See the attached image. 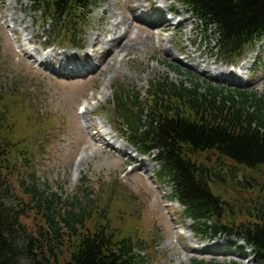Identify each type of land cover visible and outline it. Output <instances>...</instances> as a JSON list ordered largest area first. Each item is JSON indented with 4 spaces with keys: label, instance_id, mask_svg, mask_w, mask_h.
Segmentation results:
<instances>
[{
    "label": "rangeland",
    "instance_id": "rangeland-1",
    "mask_svg": "<svg viewBox=\"0 0 264 264\" xmlns=\"http://www.w3.org/2000/svg\"><path fill=\"white\" fill-rule=\"evenodd\" d=\"M113 1L118 12L122 13L126 0ZM2 2L4 7L0 9V90L2 93H6L3 105L8 102L17 111L12 112L11 114H13V116L6 121L10 126L8 130L11 131L12 135V161L15 162L17 160L16 155L20 150L23 153H27L29 146H31L33 151L30 157L36 160L35 182L50 192L58 193L64 200L78 193V184H80L81 177H84V179L88 181L89 185L87 186H91L94 191H96L94 193L99 198V209L107 207L106 218L109 219V224L114 233L123 235L134 226L139 225V223L143 226L144 235H141L143 230L140 229V231L138 230L139 234L136 236H139L138 238L143 237L145 245H150L149 247L151 248V252L148 254L149 258L145 261V264H190L193 258L212 260L218 263H227V261L232 260L242 261L244 263L251 262L249 251H239L238 247L240 244L237 243L236 239L224 235L208 238L211 240L222 238V241L225 242L219 248L220 252H214L208 249L207 251L213 252V254H209L205 252L207 246L210 245L209 242L206 241L208 239L203 241V245H196L198 243L191 242V239L188 238V235L194 236L188 231L182 238L185 240V246L188 245L190 248L189 251H187L186 248L183 249L182 244L176 240L180 235L177 233L176 235H171L170 229L165 230L168 229L165 228L166 224L167 227H169L168 216L170 215L173 218L174 215V217H177V213H179L177 206L170 205L172 208L169 209V212H173L174 214L168 213V218L165 217L168 210H163L162 202L160 201L161 193H156L153 186L151 188V185H147L144 180H140L139 175L135 174L136 172L127 174L128 164L124 167L120 166L116 157L113 156L114 154L110 155L99 149V142H95V145H93L92 141L94 142V139L97 138L91 131H87L90 135L88 137L92 140L88 139V145L83 141L84 138H82L83 140L80 139L76 141L72 136L82 133V129L78 126L79 123L77 124L78 117L76 115H81L83 111H89L92 122L96 124L97 119L93 117L92 113L93 111L97 112L98 107L95 102L91 101L92 96L97 102H99L101 98L105 101L103 103L101 102L100 107L107 112L104 117L108 120L107 108L112 97L113 85L115 89H129L136 93L143 91L148 81L163 77H167L172 82L177 83L175 81L176 79H173V77L177 76L167 67L162 66L165 63H172L171 59L165 58L160 53L161 49L168 47L172 51L173 59H175L177 57L175 52L176 49L172 45H169L170 43L159 44L154 38L151 42V46L147 48V54H142L145 53V51L143 52L142 50L141 53L136 52L137 54L129 53L123 62L116 66L115 63H117L122 56L118 54L119 56L117 55L113 58L108 57L104 65H102L101 70L96 74L82 78L80 82L65 83L66 81L63 79H57V77L50 76L49 74L47 76L51 78L46 77L41 71H36L34 67L30 66L28 61L24 60L25 57L23 56V58L19 54V51H15V44L9 40L2 19L5 18L7 23L12 27L21 45L23 43L27 44L26 39L29 30L26 29V34L23 32L24 28L28 27L31 21L33 39H35L36 44L34 47L36 50H39L40 53L42 51V37L51 35V42H53L56 34H51L50 31L43 30V19L40 15L41 23L38 15H28L23 11V9L28 6L29 1L18 0L16 3L14 0H0V4ZM111 3L112 0H99L87 21V29H84L87 32L81 40L82 45L84 44V37H88L87 34L90 35L95 33L101 36L103 35L102 32L106 28V23L105 21H101L99 10L102 6L109 7ZM20 10L23 11L22 13L28 16V18H25ZM16 16H23L24 23H16ZM118 19L120 20L121 18ZM32 20L35 22L34 25ZM195 24L197 27V42H202V49H204L205 46L211 47L206 41L204 42L205 32L198 27L196 22ZM135 26H137V24L131 25V33L133 34L135 32L139 34V39L148 35L143 26H140L138 30H135ZM79 27L83 29L82 26ZM147 41H144V45H148ZM55 45L58 46L57 44ZM134 45L136 49L141 47L137 44ZM61 48L63 47L61 46ZM257 50L258 48L255 50L256 53ZM66 52L71 53L69 51ZM262 53L264 55V51H262ZM152 55H154V58L150 59L149 56ZM110 58L112 59L110 60ZM219 59L226 65H230V63L227 64L228 61L225 62L226 59L223 57ZM172 64L179 67L182 74L188 71L187 68L181 66L180 63ZM107 66H109V69ZM259 69L258 71L263 70L262 67ZM211 78L214 80L212 81V79L206 76L202 77L200 80L211 82L215 85L225 86L216 82L213 76H211ZM248 81L249 83L245 87L235 88L257 92L262 91V89H254L249 86L251 83L250 78ZM107 85L110 87H107ZM259 88H262V86ZM102 89L106 90V93L104 92L102 95L103 97L100 94ZM23 92L26 93L23 94ZM11 95H14V97H11ZM36 96H38V98H36ZM33 98H36L34 102H32ZM13 101H16V103L13 104ZM26 104L27 106L31 104V106L34 107L32 114L35 115L36 118H31V122L26 118L28 109L26 108ZM80 106H82L83 111H77V107ZM8 110L9 109H7V111ZM95 124H91L90 122L89 127L96 126ZM47 125L53 126L50 128L53 129L52 133L48 132V130H44ZM91 129H93V127ZM38 135L45 142V147L41 146L39 154L36 153L35 149V140L39 139ZM73 142H75V146H73ZM126 149L127 148H124L123 152L126 151ZM82 153L83 155H87V161L81 159L83 156ZM121 158V162L125 163V158ZM16 164L19 165L20 163L16 162ZM9 181L10 188L17 200L19 202L21 200L27 201V198L23 197L20 192L16 176L12 175ZM110 186L112 190L115 189V197H117L111 198V200H109V196L106 194V192L110 190ZM164 193L168 194V191ZM220 193L227 205L235 208H238L242 204H245V201L249 200V196L246 195L243 190L236 193L240 198V202L237 204L227 201V197L232 199V197L235 196L233 193L229 192L227 196L221 191ZM154 201L155 207L153 206ZM228 216L230 217V215ZM152 218H154L153 221H151ZM20 222L32 233H35L38 230V226L41 224L40 216L35 210L31 209H28V212L20 219ZM141 226H138V228H142ZM88 229L92 232L90 227ZM167 241H171V245H169ZM231 243H233L232 246H230ZM195 247L199 250H204V253H199V251L194 249ZM66 252V248H62L60 252L62 258L66 256ZM240 254H243V257H241Z\"/></svg>",
    "mask_w": 264,
    "mask_h": 264
},
{
    "label": "trees",
    "instance_id": "trees-1",
    "mask_svg": "<svg viewBox=\"0 0 264 264\" xmlns=\"http://www.w3.org/2000/svg\"><path fill=\"white\" fill-rule=\"evenodd\" d=\"M180 1L196 7L201 15L211 17L219 25L226 44L245 43L256 35L258 37L264 29V0ZM36 2L41 4L42 0ZM91 2L50 0L49 4L56 11L64 13L70 7L86 9ZM207 93L210 100L204 98L200 101L197 90L187 91V98L181 100L177 96L179 104L170 113L166 110L171 105L163 103L165 99L162 96H155L152 116L157 118L158 125L154 130L155 140H152L155 144L163 145L169 165L178 173L182 183L178 191L188 214L195 218L213 217L218 220L224 209L206 186V171L192 169L194 167L188 164L186 158H180L179 144H186L188 150L213 147L234 162L236 167L246 165L254 169L264 166V123L259 121L255 130H251L241 110L232 113L237 106L232 97L225 104L224 99L218 102L219 97L213 88L208 87ZM181 101L184 104L190 102V108L195 110L200 122L190 124L179 119ZM246 102L243 97L241 103ZM170 145L175 146V156ZM12 155L5 133L0 134V264H59L60 245L64 239L69 242L73 240L66 249L70 259L64 264H142L140 241L133 243L128 237L119 238L103 222L105 216L102 214L98 217V224L92 225L91 232L85 228L91 216H95L91 209L65 210L67 204L61 209L57 196H45L31 183H25L24 192L41 214L43 227L35 235L28 232L19 221L25 209L20 203V210L13 206L14 197L9 191L8 178L17 170V165L12 164ZM247 209L246 213L255 216L256 222L241 223L234 230L249 244L264 252V201ZM193 264L208 263L195 261Z\"/></svg>",
    "mask_w": 264,
    "mask_h": 264
},
{
    "label": "bare ground",
    "instance_id": "bare-ground-1",
    "mask_svg": "<svg viewBox=\"0 0 264 264\" xmlns=\"http://www.w3.org/2000/svg\"><path fill=\"white\" fill-rule=\"evenodd\" d=\"M147 1H152V2L156 1V3L165 4V6H164L165 10H171L174 13L180 15L181 21H180L179 25L182 27V29H184L186 26H188L191 23L190 18L185 17V15L183 13L184 10H182V9L176 10L173 6L169 5V0H126L122 13L118 12L116 5H114V6L112 5V8H107V6H102L101 7V14L103 16L102 21L103 22L105 21V23H106V29L102 32V34L106 35L108 37V39L107 40L103 39L101 35H97V37L95 36L96 34L90 35L87 48L92 49L93 57L88 59L86 52L79 53L76 55H70L66 52L60 53V54L50 53L49 55H47V57H45L43 59V61L41 60L43 62L41 65H44V66H51L52 65L53 70H54V74L60 73V70L62 69V67H58L56 65H57L58 58L63 57L64 59L68 60L69 65H74L76 63H80L82 69L79 70V72H82V73L87 72L90 75H94L99 70H101L102 65H104V62H105L106 58H108V57L113 58V57L117 56L118 54L120 56H122L121 59L117 63H115V66H116V65H120L123 62L124 58L129 53L137 54V53H141V50H142L143 52L145 51V53H142V54H147V48H149L151 46V42H152L153 37H154L153 28L156 25H159L158 33L156 34L157 42L159 44L171 43L174 35H172L171 37H168L166 39L163 38V33L168 30V26H167V23L162 18L160 19V22L150 23V24L143 22V18H140L144 15L143 13H145V10H146V8H145L146 6L143 3L147 2ZM3 7H4V4L2 2L0 5V9ZM160 16H161V14H160ZM118 18H121V19L119 20ZM132 24L133 25L137 24V25L143 26L148 35L144 38L139 39L138 38L139 34L133 33V37H131L132 36L131 35L132 34L131 33V25ZM134 28L138 29V26H135ZM178 35H179V37L177 40V45H178L177 52L184 55L187 59H190V61L192 62L193 65L204 64L205 65L204 68L207 70L208 73H214L218 76H223V75L231 76V74H232L231 72H233V71H231V70L228 71L225 68H223L222 65L219 64L218 60L210 61L212 56H210L209 52H200V53H197L196 55H192V53H193L192 50H188L185 47V45L183 43H184V40L189 35L191 36V42L192 43L194 42V40H193V29L186 31V32H183V33H181V31H179ZM146 38L148 41L146 40ZM138 40H140V41H138ZM143 40L147 41L148 45H144ZM134 44L141 46L142 49H141V47L137 48V49L134 48V46H135ZM104 46H109L111 48V52H109V53L104 52L105 55H103V53L99 54L98 50L105 49ZM160 51H161V54L165 58H172V54H171V51L169 48L165 47V48L161 49ZM35 55H39V53L36 52ZM35 55L32 54L31 56L36 60L37 56H35ZM93 58H95L96 60H98V62H100V65L98 67L94 68L91 65L90 61ZM112 58H110V60ZM149 58L153 59L154 55L149 56ZM108 67L109 66H107V68ZM241 69H243V68H241ZM64 75L69 76L68 73H65ZM70 79H76L72 82L78 81L77 80L78 77H74V78L70 77ZM86 114H87V111H86ZM92 127H93L94 131L96 132V134L98 135V138L100 140H102L104 138L103 134L100 133V131H98L96 126H92ZM92 127L90 126L89 128H92ZM135 168L137 170H139L137 172V174L140 176L141 175L140 173L144 172L145 165L140 164L139 166H135ZM168 217L167 218H168L169 227H167V224H166L165 228H168V229H165V230L170 229L171 234H175L176 229H178V227H179V223L175 222L170 217V215ZM191 239H192V237H191ZM167 243L170 244L171 242L167 241ZM186 249L188 251V247H186Z\"/></svg>",
    "mask_w": 264,
    "mask_h": 264
}]
</instances>
